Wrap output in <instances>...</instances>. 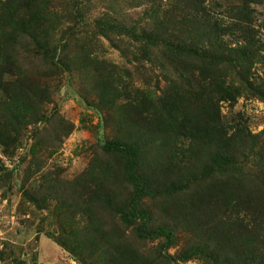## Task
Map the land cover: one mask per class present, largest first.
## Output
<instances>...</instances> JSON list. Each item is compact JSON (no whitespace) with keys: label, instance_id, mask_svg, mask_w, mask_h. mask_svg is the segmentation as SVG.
Segmentation results:
<instances>
[{"label":"rangeland","instance_id":"rangeland-1","mask_svg":"<svg viewBox=\"0 0 264 264\" xmlns=\"http://www.w3.org/2000/svg\"><path fill=\"white\" fill-rule=\"evenodd\" d=\"M235 5L241 2L212 0L207 8L231 30L226 44L236 46L245 34L256 42L248 76L264 89V0L240 18L245 34L234 25ZM182 10L178 0H0V69H10L0 73V117L13 136L11 146L0 147V264H169L160 250L165 237L179 258L210 226L234 220L223 212L236 209L240 220L264 215L259 186L248 181L262 171L264 153L241 158L244 181L228 172L201 179L211 135L184 131V117L166 120L165 104L185 93L193 123L220 120L255 152L264 143V99L238 82L236 68L163 60V46L135 37L156 16ZM20 19L41 43L14 29ZM98 20L117 29L104 33ZM199 32L193 26L174 34L193 41ZM45 47L49 54L57 48L66 66L42 55ZM109 140L138 147L139 173L152 180L140 204L149 209V226L171 229L141 240L139 220L122 222L118 211L135 189L126 156L104 149ZM178 260L212 264L196 256Z\"/></svg>","mask_w":264,"mask_h":264},{"label":"trees","instance_id":"trees-1","mask_svg":"<svg viewBox=\"0 0 264 264\" xmlns=\"http://www.w3.org/2000/svg\"><path fill=\"white\" fill-rule=\"evenodd\" d=\"M210 1L212 0H178L183 6L181 13L174 17L170 13L156 16V20H154L153 26H151L152 28L141 30L139 36H135V34L134 36L137 39L144 40L152 47H158L159 44L163 46V60L195 59L198 62L207 63L209 67L219 69L223 67L236 68L234 75L239 79L238 82L243 84L245 88L251 90L255 95H258L261 99H264V89L254 85L248 76L251 71L252 58L258 53L256 42L247 40L245 29L242 27L240 21V18L248 19V16L245 17V15L250 3L261 4L262 0H213L215 3L219 1L228 3L241 2L240 6L235 5L234 7H229L233 11L234 25H237L241 34H245L244 38L242 37V41L237 42L236 46H230L225 43L224 35L227 32H231V30L228 27H224L225 25L221 21L213 18L211 10L207 8L208 2ZM174 7L177 9L176 5ZM103 20H98L97 26L104 33L105 31L117 29L113 23ZM23 25L24 20L20 19V23L18 26H14V29L24 32L34 41L41 43L40 38L34 35L29 28L22 29ZM193 26L201 29V32L198 33V39L195 38L193 41H188L186 38L174 34V31L180 30L182 27ZM18 33L11 32V35L17 36ZM58 53L59 50L57 48H52L49 54L47 47H45L41 54L50 56L51 62L58 67L66 66L63 59L58 56L61 52ZM0 73L8 74L10 73V69L7 67L0 69ZM178 94L174 101L175 106H172V102H168L164 106L166 120L177 122L178 118L184 117L187 123L181 124V129L184 128V131L194 129L198 130V132L207 130L211 135L209 137V165L205 170L202 169L198 177L210 180V178L224 176L230 173L232 178L239 182L246 180L247 176L245 177L244 174H247V171L242 169L244 162L241 161V158H246V155L254 153L261 158L264 153V143L255 152L254 146L250 143H245V146L241 147L237 142L242 139L237 140L234 132H229L226 124L220 120L211 122L212 124L210 126H201L193 123L190 120L187 110H184V103L187 100L185 98L186 94ZM161 101L163 102V99ZM1 119L0 117V147L7 148L12 145L11 141L13 136L8 133V129L4 127ZM137 148L133 144L111 140L105 142L104 145L105 150L119 152L126 156V177L135 189L130 205L125 210L118 211L119 217L127 225H135V220H139L138 224H136L138 237L141 240H147L152 235L151 231L162 233L165 228H171L167 224L149 226V222H151L149 209L143 204H140V199L148 195L150 189L149 181L151 179L147 175L148 181L146 176L139 173L138 167L141 166V159ZM144 157L146 160L145 155ZM248 181L251 185L259 186V189L254 191L260 193V196H256L261 197L258 200H263L264 166L261 172L250 175ZM174 184L176 183L174 182ZM177 184L181 185L182 181ZM186 187L187 182L186 184L184 183V188ZM247 193L248 191L245 192L246 195ZM231 211L234 213H223L234 220L227 218V221L222 225L221 229H218V226H210L212 230L206 234L203 232L205 236L199 237L179 258H176L168 252V248L170 247L169 236L165 237V240L160 244V250L164 253L165 259L169 261V264H178L177 259H179L178 261H182L192 256L208 260L212 264H264V215H253L250 213L246 215V218H243L241 215L240 220L236 209H231ZM240 222H243V226L239 225Z\"/></svg>","mask_w":264,"mask_h":264}]
</instances>
